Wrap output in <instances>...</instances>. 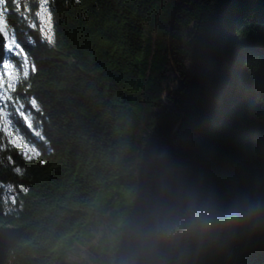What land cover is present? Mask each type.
I'll return each mask as SVG.
<instances>
[{"label": "trees", "instance_id": "1", "mask_svg": "<svg viewBox=\"0 0 264 264\" xmlns=\"http://www.w3.org/2000/svg\"><path fill=\"white\" fill-rule=\"evenodd\" d=\"M0 9V64L13 33L19 45L14 89L0 68V264H264V212L154 237L197 211L264 204V0Z\"/></svg>", "mask_w": 264, "mask_h": 264}, {"label": "clouds", "instance_id": "2", "mask_svg": "<svg viewBox=\"0 0 264 264\" xmlns=\"http://www.w3.org/2000/svg\"><path fill=\"white\" fill-rule=\"evenodd\" d=\"M261 212H264V204L260 203L242 210H230L220 216L197 211L182 222L166 223L157 227L154 237L157 241L175 240L184 234L197 235L201 238L208 237L221 230H233L242 222L250 223Z\"/></svg>", "mask_w": 264, "mask_h": 264}, {"label": "snow or ice", "instance_id": "3", "mask_svg": "<svg viewBox=\"0 0 264 264\" xmlns=\"http://www.w3.org/2000/svg\"><path fill=\"white\" fill-rule=\"evenodd\" d=\"M13 3L14 5L18 6V0H13ZM5 4V0H0V5H4ZM47 13V9L43 7V4L41 5V11L37 13V16L43 21L44 20V16L45 14ZM48 19L50 20V14H48ZM32 27H35V25H31ZM51 31L50 27H49V32ZM0 33L3 34V36L5 38H7L9 36V33L7 31V24H6V21H5V10L3 9H0ZM48 41L51 42L52 41V36L49 35L48 36ZM13 45L15 46V48H19V45L15 44V36H14V33L11 37V42L9 44L6 45V53L7 55L5 56V60L2 64H0V68H3V69H8L7 71V75H8V78H9V87L14 89L15 88V84H14V80H15V71L13 69L10 68L9 66V59L11 57V55H16L18 53H16L14 50H13ZM21 67H22V71H23V75L24 77H27L28 75V67H27V59L24 58L21 60ZM0 83H2V81H0ZM3 97V94L0 93V98ZM10 98V97H9ZM4 107H0V113H3V124L0 125V130L4 131L6 134L9 135V137L11 138V132L9 131V127L11 126V120L8 119V113L7 112H4ZM20 108H22L23 106L20 105L19 106ZM19 111V109H17ZM21 115H23V113H20ZM30 118V114H28L27 116H24V119L27 121L29 120ZM28 127L29 128H32V125L31 123H28ZM10 142L11 143H14L17 147H20L21 145L17 142L16 139H10ZM24 147L27 149V150H30V148L28 147L27 144L24 145ZM27 150L25 151V158H30L27 156Z\"/></svg>", "mask_w": 264, "mask_h": 264}]
</instances>
